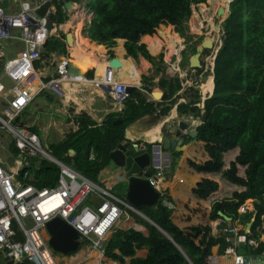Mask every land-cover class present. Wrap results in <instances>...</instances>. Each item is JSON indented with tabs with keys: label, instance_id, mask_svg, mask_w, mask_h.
I'll return each instance as SVG.
<instances>
[{
	"label": "trees",
	"instance_id": "trees-1",
	"mask_svg": "<svg viewBox=\"0 0 264 264\" xmlns=\"http://www.w3.org/2000/svg\"><path fill=\"white\" fill-rule=\"evenodd\" d=\"M205 2L86 0L87 8L93 13L92 24L86 29L87 37L100 45L87 40L106 53L104 46L110 48L118 39L116 56L125 60L133 77L140 80L142 73L131 57H142L159 65L158 58L151 55L160 54L162 41L176 46L175 36L182 39L187 32L192 6ZM53 4L57 23L63 24L67 20L62 10L63 2L54 0ZM199 7L201 10L208 5L200 4ZM168 27H172L175 36ZM157 32L161 34L159 39ZM224 38L215 62V91L205 102L203 124L190 144L191 157L182 160L179 173L173 177L172 191L180 196H167L175 208L165 207L162 202L138 208L153 224L132 212V217L149 235L133 229L115 231L105 246L108 259L119 264H125L126 258H131L130 264H211L212 249L218 244L225 245V240L214 237L211 222L220 218L218 212L239 218L238 210L248 199L259 201L248 240L259 238L256 228L264 215V0H233L229 17L224 22ZM122 39L126 40L129 59L125 58ZM56 51L64 52L65 44L51 37L37 66L44 82L56 78L51 71ZM160 62H163L162 56ZM105 73V70L95 71L92 81ZM161 87L166 91L165 100L181 89L178 79H164ZM133 97L139 103L128 101L123 113L109 114L101 125L85 113L78 116L79 130L59 135L53 143L47 142V136L63 110L47 92L35 98L17 123L37 134L48 154L100 183L102 170L110 165V154L126 142L127 127L155 112L154 104L146 103L140 92ZM111 103L116 110L122 108L116 101ZM31 109L35 112L33 115L29 114ZM181 109L186 106L182 105ZM169 110L163 109L160 115H167ZM25 115L27 117L22 119ZM58 175L56 165L43 162L33 184L39 188L53 187ZM243 217L250 220L251 216ZM143 247L149 250L147 257H136L137 250ZM256 253H264V243Z\"/></svg>",
	"mask_w": 264,
	"mask_h": 264
},
{
	"label": "built area",
	"instance_id": "built-area-1",
	"mask_svg": "<svg viewBox=\"0 0 264 264\" xmlns=\"http://www.w3.org/2000/svg\"><path fill=\"white\" fill-rule=\"evenodd\" d=\"M1 2L0 102L3 109L0 112V147L12 142L17 153L12 155L11 167L0 161V253L13 264L24 261L58 264L44 237L46 224L56 218L77 231L82 243L103 253L107 236L126 211L138 214L139 211L126 199L115 196L48 154L39 136L17 123L38 93L46 89L57 93L61 90L54 86L56 81L36 86L39 80L37 64L42 59L46 42L52 37L46 18L37 13L39 6L22 0L19 12L8 13ZM14 42H19L24 49L9 59L6 47ZM114 70L108 65L99 87L114 101L123 104L130 99V93L127 85L115 82ZM59 73L65 75V69H60ZM44 161L59 168L53 187L39 188L30 183ZM163 176L160 171L157 179L148 180L153 187L159 188ZM91 198L99 201L95 208L85 205ZM164 204L169 206L165 200ZM246 211L244 205L239 209L241 213ZM225 232L235 234V229ZM236 264H243V257H237Z\"/></svg>",
	"mask_w": 264,
	"mask_h": 264
},
{
	"label": "crops",
	"instance_id": "crops-1",
	"mask_svg": "<svg viewBox=\"0 0 264 264\" xmlns=\"http://www.w3.org/2000/svg\"><path fill=\"white\" fill-rule=\"evenodd\" d=\"M21 1L22 0H2L1 5H2V7L8 13H17V12L20 11V2ZM26 1H29L33 6H37L38 5L39 7L44 2L50 1L51 2L50 10H52L56 14V7L53 4V1L54 0H26ZM59 1L63 2V5H62L63 13L66 14L67 17H70L71 14L68 15V13H69L68 11L69 10L72 11V9L74 11L75 10V7H77V3H73L72 2L71 8L70 9H67L66 8V4L68 2H71V1H68V0H59ZM90 13H91V20L89 21V25L92 24V20H93V13L92 12H90ZM70 20H68V18H67V20L63 24H59V23H57V19H56V24H55L56 25V28L54 30V32L56 33V35L54 36L53 35L54 32H52V37H56V38L60 39L65 44V51H64V53L66 54V59L63 62V66L62 67H58L57 62H56V59H55V53L57 51L54 53L55 66L52 67L51 71L56 75V78L53 79V80H51V81H49V82L58 81L59 79H61L63 77H71V76L68 75L66 65H67L68 62H72V60L69 59L70 58V47H71L72 44H71V42L70 43H67L66 37L70 34L71 37L73 36L74 40L76 41L77 40V33H78V31H76L75 29H73L74 26H75L74 24L72 25V31H67L66 32V30L63 28V26L66 25ZM89 25L87 24L86 21L84 22V29L82 30V35L84 36V33H86V36H84V37H86L90 42H93V43H96L97 45H100L98 42L91 41L87 37L86 29H87V27ZM122 40H124V42L126 43V40L125 39H122ZM48 43H49V41H48ZM12 44H16L17 46L14 48V47H12ZM10 45H11V51L8 54L6 53V56L9 59L10 58H13V57H16L15 56V53H17L18 51H20L23 48V45H21L19 42L10 43ZM18 45H21V48L18 47ZM145 45H146V43H145ZM101 46H104V45H101ZM46 48L47 47H45V50L43 52V55L46 52ZM67 48H69V56H68V53H67V50H66ZM124 49H125V47H124ZM125 51H126V49H125ZM60 52H62V51H60ZM9 54H11L12 57H8ZM114 56H116V55L114 54L113 56H111V58H113ZM126 57H129L130 58V56H128V54H127V51H126ZM111 58H108V57L106 58L107 61H108V63H109V61H110ZM131 58L138 64L137 61H139L140 58L139 59H134L133 57H131ZM157 61H158L159 65L160 64H163V62L162 63L160 62V58ZM149 64L151 66V63L150 62H149ZM159 65H153V67H156L157 66L156 68L158 70V66ZM175 65L177 66V62L175 63ZM37 66H38V64H37ZM60 69H65V72H66L65 75H60V73H59V70ZM37 70H38V68H37ZM90 71H94V73L89 74ZM185 73H183V74H185ZM38 74H39V80L37 81L38 83L36 82V86L40 85L41 82L42 83H49V82H44L42 80L39 72H38ZM175 76H177L176 73H175ZM83 77H85L86 79H88V81L85 82V84H88V85L86 87H82L81 88L80 85L77 86L76 83H73V84H76V86H75L76 89H72L73 92H76L77 90H78V92H81V94L79 96L81 99L78 102V104L81 105L80 110L74 108V105L73 104L76 105V103L72 101V99L75 98V96L72 94V91H69V92H67V94L64 95L65 91L63 92L61 90L60 93H57V92H55L53 90L46 89V90H43L40 93H38L36 95V97H35V98H37L40 94H42L43 92H45L47 90H50L51 91V94L59 97V103L61 104L63 111H62V114L58 116L59 120L56 122V125H55V128H54V130L58 133V135H63L65 133H71V132L78 131L80 125H79V122L77 121V117L80 116V115H82V114H84V113L87 116L91 117V119L94 120L98 125H101L103 123V121L105 120V118L109 114H112V113H123V111L126 109V103L128 101H134L135 103H139V101L135 97H133V94L134 93H138V92H140L143 95V97L145 98L146 103H152V104H154L155 112L152 113V114H148V115H145V116L141 117L142 118L141 121H143L145 124H143L144 127L140 131L138 129L136 131H134V130L133 131L128 130V128L131 125H133L136 121L134 123L130 124L127 127V129L125 130V139H126V142L125 143H127L128 142V139H129L130 141L135 142V143L141 145L143 148H151L152 143H154L158 139H161V133H160V131L167 124L168 125L173 124V121L174 120H177V123L179 121H187V122H189L190 123V130L198 129L203 124L204 107H205V102H206L207 99L206 100L205 99H201L198 103H196V97H197V95L200 94V92H199L198 89L196 91L191 92L190 89L187 88V86H184L183 84H181L180 85L181 86V89L171 99L165 100L166 91L164 89H162V87H161V91L164 92V98H163V100H160V102H165V101L166 102L167 101L168 102H171V101L174 100V97L176 98V97L180 96L181 94H185L186 97L183 98V99H181L177 103L178 105L175 107V113L172 115V117L170 118V120H168L167 122H165L161 126V128L157 132V131H154L155 126L153 124H151L152 123V118L153 117H156L158 115L161 116L160 115V112L163 109H165V108H163L161 110H157V106H159L160 103H156V100L154 99L155 97L152 95V92H154V91H152L151 94H150L151 99L147 98L142 93V92H147L148 91L149 87L147 85H144L143 89L141 88V85H140V87H135L136 90L133 93H130V99L128 101H126L125 103L120 104L122 106L121 109L116 110L115 108H112L111 105H109L110 103L108 102V100H113V99L111 97H109L108 95L106 96L107 98L105 99V97H104L106 95L105 93L100 92V91H93V94H90L89 93L90 88H92L91 82H94V81H89V80H92L95 77V70L93 68L88 69L86 72L83 73ZM75 78H82V76L81 77H75ZM162 80H164V79H162ZM176 80L177 79H171L169 81H176ZM39 81H40V83H39ZM102 81H103V79H102ZM141 81H142V76H141ZM68 82H71V80L69 79ZM141 84H144V83L141 82ZM89 85H90V87H89ZM132 87H134V86H132ZM66 95H67V97H66ZM70 95H71V98L69 97ZM82 95H89V96L82 97ZM95 95H96V98L97 97L98 98L101 97L102 100L101 101H98V99H94L95 98ZM93 96H94V98H93ZM35 98H34V100H35ZM65 98H67L68 100H70V102L69 101H66ZM113 101H111V102H113ZM82 102L84 103L83 105H82ZM99 103H102V104L104 103L105 104V107H103V108L97 107V105ZM182 105H185L186 106V109H181ZM0 106L2 107L1 102H0ZM87 107L89 108V110L86 109ZM167 108H170V107H167ZM168 115H169V112L167 113V115H162L161 116L162 117V120L167 119ZM193 120H197L198 121V124L196 126H192V121ZM150 131H154V134H151L150 135V136H152L153 140H150V136H149V132ZM192 140L193 139H187L186 140V143L188 144V150L185 153H182L181 155L180 154L177 155L175 157V159H171L170 162H168L166 159H163L160 168H155V169L151 168V176L148 177L147 179H149V178L157 179V174L160 171H162L163 174H164L163 178L160 179V181H159V188H157V187H154V188H155V190L157 192H159L161 194V200H160L159 203L162 202V204L165 207H168V208H171V209H174L175 208V205L167 200V196H170V195L171 196H175V197H179L180 196L178 193L172 191L173 188H174L173 177L179 173V168H180V164H181L182 160L184 158H190L191 157V155L189 154V148H190V144H191ZM125 143H123V144H125ZM3 152H4V154L6 155L7 158L4 160L2 157H0V161H2L4 164H6V165H8L10 167L13 166V157H12V155H15L17 153V150L15 149L14 144L11 142L7 146L0 147V154H2ZM72 154H74V152H72ZM179 156H182V157H179ZM110 161H111V159H110ZM44 162H49V161H44ZM173 162H180L179 168H178V172L175 173L174 171H172V173H169V171H167V170H169V168L172 167ZM49 163H51V162H49ZM64 164H66V163H64ZM167 164H168V167H167ZM66 165H68V164H66ZM68 166L71 167V168H73V169H75L71 165H68ZM112 168H117V167H115L114 164L111 161L110 162V165H108L106 168H104L102 170V173H101L102 177H101L100 183H102L104 181V179H105V180H107L108 184H110L111 186L121 185L123 187H126L127 184H122L123 177H122L121 171H120V176H117L116 174L114 175V173L112 171ZM76 171H78V170H76ZM78 172H80V171H78ZM36 180L37 179L35 178V180H32L30 183L33 184V182L36 181ZM169 180H171V182H172L171 186L168 187V189L166 190L165 193L161 192V189H160L161 183L162 182H167ZM56 182H57V179H56ZM56 182H55V184H56ZM100 183H97V184H100ZM126 189H127V187L125 188V190L123 191V193H121L119 195L118 194H114L109 189H107V190H109L112 194H114L115 196H117L119 198L126 199V192H127ZM168 192H171V193L169 194ZM162 194H165V196L163 197ZM94 200L97 201V204H95V205H93V201ZM164 200L169 204V206H167V205L164 204ZM250 201L252 203H249L248 202L249 204H247V200H246L245 203L243 204L245 206L246 210H247L246 213H241L238 210V213L241 215L239 218H235L234 219V218H231L230 217L232 219L230 221V220H225V219H223V218L220 217L216 221L211 222V228H212V233H213L214 237L225 240V245L224 246L222 244H218V245H216L212 249L211 264H236V258L239 257V256L243 257V259L246 256H254V259H253V263L254 264H264V257H261V255H263L264 253H262V254L256 253V249L259 247V245L261 243H264V232H263L264 231V215L261 216V225L256 228V232H258L259 238L258 239H249L248 240V237L250 236L251 231H252V227L254 226V223L256 221V215H257L256 204L259 203V201L257 199H250ZM86 205L91 206L92 208H95L97 205H99V201L96 198H91L88 201V204H86ZM131 213H132V211H126V214L116 224V226L113 229V231L107 236V239L105 241V246H106L107 242L109 241V239L111 238L112 234L115 231H117V230L127 231V230H130V229H133V230H136L138 232H141L144 236H148L149 235L148 230L145 227H143L142 225L138 224L137 221L135 220V218L132 217ZM135 214L139 215L138 213H135ZM244 215H250L251 216L250 217V220L245 219L243 217ZM139 216H141V215H139ZM123 218H124V220H123ZM150 221H148V222H150ZM250 222H253V225L251 226L250 231H247L246 230V226ZM151 224H153V222ZM229 228H234L235 229V234H230L228 232H225V230L226 229H229ZM44 237H45V239L47 240V242L49 244L50 237H49V234L47 232V228L44 231ZM228 239L230 241H228ZM79 240H80V237H79ZM50 248L52 249L51 246H50ZM86 250H89V251H92V250L93 251H97V250H95V249L87 246L86 244L82 243L81 241H80V247H79V249L76 252L70 253L68 255H63V254L56 253L52 249V251H53V253H54L55 257H56V261H57L58 264H60V262H61L62 259L67 258V257H71L72 260L74 259L75 260V264H83V262H84L83 260H85L86 254H84V257L83 258H80V255H81L82 252H84ZM97 252H99V251H97ZM99 253L102 255V259L100 261L101 264H108V262H106V259H108V258L105 256V248H104V252L103 253H101V252H99ZM148 253H149L148 248L143 247L142 249L137 250L136 257H138V258H146L147 255H148ZM1 255L2 254H0V264H1V259H3V261L5 262L4 264H8L9 262L6 260V258L3 255L2 256ZM104 256H105L106 259L104 258ZM125 261H126L125 264H130L131 258H126ZM111 262L113 263L114 261L111 260ZM116 263H118V262H114L113 264H116Z\"/></svg>",
	"mask_w": 264,
	"mask_h": 264
},
{
	"label": "water",
	"instance_id": "water-1",
	"mask_svg": "<svg viewBox=\"0 0 264 264\" xmlns=\"http://www.w3.org/2000/svg\"><path fill=\"white\" fill-rule=\"evenodd\" d=\"M231 3V2H230ZM51 2H44L37 10V13L45 17L47 20V28L52 32L56 28V14L50 10ZM72 2L66 4V8L70 9ZM225 10L220 9L218 16L221 17ZM216 30L220 29L219 25L215 26ZM162 31V30H158ZM67 43L71 42L70 34L66 37ZM48 46V41L45 47ZM204 48H212V42L205 41ZM203 47H198L197 54L190 57V66L188 69L193 70L201 67L200 54L204 50ZM55 59L58 67L63 66V62L66 59L64 52L57 51L55 53ZM110 67L119 68L122 66V62L114 56L109 61ZM68 75L71 77H81L80 71L75 67L73 62H68L66 65ZM213 92L215 91V76L213 77ZM144 84H141L143 89ZM54 89V88H53ZM136 90L135 87L129 86L127 91L133 93ZM160 100L164 98V92L157 90L152 92V95L156 98V94H160ZM210 96V97H212ZM161 139H158L152 143L151 148H143L141 145L132 142L128 139L125 144L119 145L118 149L111 153L110 159L115 167L120 169L123 180L122 184H127L126 199L135 208L138 209L141 206H155L158 205L161 200V194L155 190L150 181L147 179L151 176V168H160L163 159L170 162L171 159H175L177 155H181L188 150L187 139H194L198 135V129L190 130V123L187 121H173V124L166 125L161 131ZM182 157V156H179ZM168 167V164H167ZM172 184L171 180L162 182L160 185L161 192L165 193L168 187ZM146 220L150 221L146 216L139 212ZM219 217L225 220H232L224 212H218ZM151 222V221H150ZM152 223V222H151ZM253 222L248 223L246 230L250 231ZM47 232L49 234V245L52 249L59 254L68 255L76 252L80 247L79 234L70 225L60 218L53 219L46 224ZM264 257V254L261 255ZM254 256H246L243 259V264H254ZM6 260L8 264H13L12 261Z\"/></svg>",
	"mask_w": 264,
	"mask_h": 264
},
{
	"label": "rangeland",
	"instance_id": "rangeland-1",
	"mask_svg": "<svg viewBox=\"0 0 264 264\" xmlns=\"http://www.w3.org/2000/svg\"><path fill=\"white\" fill-rule=\"evenodd\" d=\"M82 1L83 0H81V2ZM81 2L80 3H77V7H76L77 10L76 11L75 10L73 11V9H72V11H70V10L68 11L69 12L68 15L69 14H71V15H70V17H67V18H68V20H70L72 18L71 16H75L77 22H79L78 19H79V16L80 15H77V14L83 15V13H84V16L87 18L85 21L89 25V21L91 20V13H90V11L87 10L86 0H84L82 3ZM209 2H210L209 0H206L205 3H200V4H207L208 5ZM230 2L232 3L233 0H230L228 2L225 17H222V16L219 17L218 16V12L215 13V15L213 17L214 25H219L220 26V29L219 30L213 29L212 25H209V22L208 21H205L204 22V29L202 30V32H207V34H205L203 37H205V39L207 38V39L214 40L215 48L209 53V54L212 53L213 58L203 57V59L205 60L204 70L205 69L208 70V72L206 73V76L203 79H200V77H199L198 79H194L193 78L194 81L191 80V78H188V80H186L183 77H181L180 75L175 76V74H174V73L180 72V74L183 76V72L180 71V69L175 65V63H176L175 61H177V59L178 60L180 59V56L177 53L178 52L177 49L179 50L182 45H185L186 44V41H190L191 43H194L195 42L196 44L199 43V40L200 39H198V37L195 36L196 34H193V33H200V31H198V30L196 31L195 28L193 27L192 23H193V19L195 17V13L200 14V7H199L200 4H197V5H193L192 6V15L189 18L188 23H187V32L185 34V37L180 40V39H177V37L174 35L175 38H176V46H174L172 44L165 43L164 41H162V45L163 46L158 50V52H160V54L159 55H152L153 57L158 58V60L160 58V55L163 57V64H160L158 66V68L161 67L162 70L158 71L157 68H156L157 66L156 67H153L152 63H151V66L148 65V68L143 67L144 65L142 64V61H141L142 57H140L139 61H137V62H138V66H139V71L142 73V81H141V78H140V80H138V79H136V80L144 83V85H147L149 87V89H148L147 92H142L147 98L151 99L150 94H151L152 91H156V90H159V89L161 90V82L160 81L162 79L171 80V79H177V77H179L178 79H180V81L183 82V85L184 86H187V88L190 89L191 92L194 91L197 88H199L201 90L200 94L197 95V97H196V103H198L201 99L209 98V96L211 95L212 92L209 93L208 90H206V89L204 90L203 89V86L207 83V81L210 78L213 81L214 69H215V62H216L215 57H217L218 52L222 48L223 42H224V39H225L224 38V22L226 21V19L229 17V14H230V5H231ZM207 18H208V16L206 17V16H203L202 14H200L199 17H198V19L199 20H202V21H204ZM168 28H170V32L172 34V27H168ZM67 31H72V27L70 29L66 30V32ZM53 35L55 36L56 33L54 32ZM84 36H86V33H84ZM156 38H158V39L161 38V34L159 32H157V37ZM117 45H118V43L116 41V43L114 45H112L110 48L107 47V46H104L106 48V53L104 52V58L100 57L99 55H96L95 56L96 61H99L103 65H106L107 62H108L106 58L107 57L108 58H111V56H113L115 54V51L114 50H115V48H116ZM16 46H17L16 44H12V47L15 48ZM18 47L21 48V45H18ZM124 47H125V42H124ZM23 49L24 48H22L20 51H22ZM66 50H67V53H68V56H69V48H67ZM99 50L100 49H97L94 46V51H99ZM10 51H11V45H10V43H8V45L6 47V53L7 54L10 53ZM20 51H18L17 53H15V56H17V54ZM70 51H71V49H70ZM19 54H21V53H19ZM176 54L178 56H174ZM190 54H191V50H190V48L189 49L187 48V55L189 56ZM8 57H12V55L9 54ZM70 57L72 58V56H70ZM125 58H126V56H125ZM126 59H129V57H127ZM88 69H90V68H88ZM88 69H86L85 71H87ZM91 73H94V71H90L89 72V74H91ZM167 73H169V74H167ZM103 78L104 77L101 75V76L97 77L94 82H101ZM68 81H69V79L63 78L60 81H58L57 84H58V86L60 88H62L65 91V94H67V92H69V91H72V94L75 96V98H73L72 101L76 103V105L73 104L74 105V108L80 110L81 105H79L78 102L81 99L79 97L80 94H81V92H78V90L76 92H73L72 89H76L75 88L76 84H77V86L80 85L81 88L82 87H86L88 84H85L86 81H81V80H76V79L71 80L72 83L71 82H68ZM89 81H92V80H89ZM75 82H76V84H73ZM89 87H90V85H89ZM93 91L103 92V91H101V89L100 90H97L94 87H92V88H90L89 93L90 94H93ZM45 92H47L48 94H50L55 99V101L59 103V97L51 94V91L50 90H47ZM71 95L69 96L70 98H71ZM84 96L87 97L89 95H82V97H84ZM106 96L107 95H105L104 97L107 98ZM66 97H67V95H66ZM185 97H186L185 94H181L180 96H178L176 98L174 97V100L171 101V102H168V101L167 102L166 101L165 102H160V99L159 98L157 99V98H154L153 97L156 100V103H160L159 106H157V110H161L163 108L170 107V111H169V115H168L167 119L162 120V117L159 116V115L152 118V123L151 124H153L155 126L154 131H157L158 132V130L161 128V126L165 122H167L168 120H170V118L172 117V115L175 113V107L178 105L177 103L182 98H185ZM93 98H94V96H93ZM94 99H98V101H101L102 100L101 97H99V98L97 97L96 98V95H95V98ZM111 101H113V100H108V102L110 103L109 105H111V107L113 108L115 106V104L114 103H111ZM83 104L84 103L82 102V105ZM97 107L103 108V107H105V104L104 103L103 104L102 103H99L97 105ZM86 109L89 110L88 107ZM1 111H2V107L0 106V112ZM34 113L35 112L32 109L29 111V114L30 115H33ZM26 117L27 116L25 115V116L22 117V119H25ZM141 120H142V118L139 119L138 121H136L133 125H131L128 128V130H130V131H133V130L136 131L138 129L140 131L144 127L143 124H145ZM197 123H198L197 120H193L192 121L193 126H196ZM154 131H150L149 132V136L151 134H154ZM58 136H59L58 133L53 129L51 131V133H49L48 136H47V142L48 143L54 142L55 140H57ZM150 140H153L152 136H150ZM0 157H2L4 160L7 158L6 155L4 154V152L2 154H0ZM179 164H180V162H173L172 167H170L169 170H167V171H169V173H172V171H174L175 173L178 172ZM112 171H113L114 175L116 174L117 176H120V169L112 168ZM100 184L105 189H109L114 194H118V195L121 194V193H123V191L126 188V187H123L121 185L111 186L110 184H108L107 180H105V179ZM248 202L249 203H252L250 201V199L247 200V203ZM86 204H88V202L85 203V205ZM95 204H97V201L94 200L93 201V205H95ZM123 220H124V218H123ZM84 254H86V256H85V260H83L84 261L83 264H90V262H91L90 260H92V257H94V255H99L100 253L97 252V251H93V250L92 251L86 250V251H84V252L81 253L80 258H83L84 257ZM104 258H105V256H104ZM106 262H111V260L110 259L109 260L106 259ZM4 263L5 262L3 261V259H1V264H4ZM60 264H75V260L74 259L72 260L71 257H67V258L62 259L61 262H60ZM116 264H118V263H116Z\"/></svg>",
	"mask_w": 264,
	"mask_h": 264
},
{
	"label": "bare ground",
	"instance_id": "bare-ground-1",
	"mask_svg": "<svg viewBox=\"0 0 264 264\" xmlns=\"http://www.w3.org/2000/svg\"><path fill=\"white\" fill-rule=\"evenodd\" d=\"M209 4L207 8H203L200 10V14H202L203 16H208L207 19H205L204 21L199 20L198 17L200 14L195 13V19H194V27L198 30L201 31L202 29H204V22L208 21L209 25H212L213 29H215V25H214V21H213V17L215 15V13H217L220 9H224L225 12L222 15V17H225L226 15V10H227V5L228 2L230 0H209ZM77 10V8L75 7V11ZM80 15L79 16V22L74 21L76 20L75 16H71L72 19L63 26V28L65 30H68L72 27V25L74 24V28L76 31H78L77 33V40L75 41L73 36L71 37V51H70V56H72V58L70 57L69 59L72 60V62L74 63L75 67L80 71V76H82V78H75V77H63L65 79H76V80H81V81H88V79H86L85 77H83V73L86 72L85 70L88 68H93L95 71H101V70H105L107 69L109 63L107 62L106 65H103L102 63H100L99 61H96L95 56L99 55L100 57L104 58V50L100 49L99 51H94V46L92 44H90L88 42V40L82 35V30L84 29V21L87 19L83 15L81 14H77ZM202 18V17H201ZM74 19V20H73ZM198 19V20H197ZM74 22V23H73ZM78 24V25H77ZM55 30V29H54ZM54 30L52 32H54ZM209 41L214 42V40L212 39H208ZM119 59V58H118ZM122 62V66L119 68H115L114 70V78H115V82L116 83H121V84H125L127 86H134V87H140L141 82L137 81L134 77L132 72L129 69V65L126 63L125 60L123 59H119ZM142 64L144 65L143 67L148 68L149 62L146 61L145 59H141ZM61 78V79H63ZM61 79H59L58 81H60ZM54 83L55 87H58L60 90H62L64 92V90L62 88H60L57 84V82ZM79 82V81H78ZM38 83V82H37ZM40 83V81H39ZM76 83V82H75ZM100 82H91V86L94 87L97 90H100L101 88L99 87ZM213 81L210 78L207 83L203 86V89L208 90L210 93L213 92ZM65 95V93H64ZM160 94H156V98H160ZM66 101H69L67 98H65ZM117 104H119L118 102H116ZM193 126V124H192ZM249 204V203H247ZM101 259L102 256L99 255H94V257H92V260H90V264H101ZM114 263V262H113ZM112 262H108V264H113Z\"/></svg>",
	"mask_w": 264,
	"mask_h": 264
},
{
	"label": "flooded vegetation",
	"instance_id": "flooded-vegetation-1",
	"mask_svg": "<svg viewBox=\"0 0 264 264\" xmlns=\"http://www.w3.org/2000/svg\"><path fill=\"white\" fill-rule=\"evenodd\" d=\"M202 30L200 31V33H193V34H196L195 36H197L198 39H200L198 44H196L195 42L191 43L190 41H186L185 45H182L179 50L177 49V51H178L177 53L180 56V59L179 60L177 59V61H175V62H177V67L180 69V71H182L183 73H185V72L186 73L183 74V76H181L180 72H178L176 74L180 75L181 77H183L186 80H188V78H191V80L194 81V79H198L199 77H200V79H203L206 76V73L208 72V70H206V69L204 70L205 60L203 59V57L213 58L212 53L211 54H209V53L215 48L214 42L210 41V42H212V48H210V49L209 48H204L203 47L204 42L205 41H209V40L207 38L205 39V37H203L205 34H207V32H202ZM198 47H203L204 48V50L202 51V53L200 54V57H199L201 67H199L197 69L190 70V69H188V67L190 66L189 59H190L191 56L197 54ZM187 48L188 49L190 48V50H191V54L189 56L187 55ZM178 55L176 54L174 56H178ZM215 59H216V57H215ZM167 74H169V73H167ZM178 78L179 77H177V79ZM179 82H180V85L183 84V82H181L180 79H179ZM197 89L199 90V92H201V90L199 88H197ZM197 89H195L194 91H196ZM210 96H212V93H211ZM210 96H209V98H210ZM206 99H208V98H206Z\"/></svg>",
	"mask_w": 264,
	"mask_h": 264
}]
</instances>
